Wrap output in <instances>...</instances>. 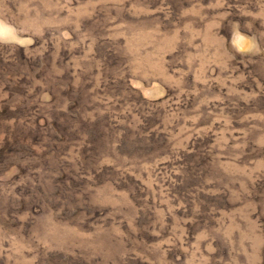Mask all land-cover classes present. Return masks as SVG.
<instances>
[{
    "label": "rangeland",
    "instance_id": "374dc122",
    "mask_svg": "<svg viewBox=\"0 0 264 264\" xmlns=\"http://www.w3.org/2000/svg\"><path fill=\"white\" fill-rule=\"evenodd\" d=\"M0 264H264V0H0Z\"/></svg>",
    "mask_w": 264,
    "mask_h": 264
}]
</instances>
